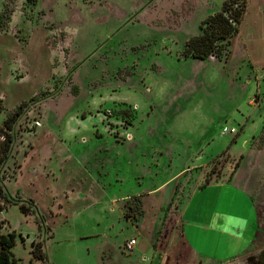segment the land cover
Here are the masks:
<instances>
[{"label":"rangeland","instance_id":"obj_1","mask_svg":"<svg viewBox=\"0 0 264 264\" xmlns=\"http://www.w3.org/2000/svg\"><path fill=\"white\" fill-rule=\"evenodd\" d=\"M225 1L0 0V13L11 15L0 31V125L28 102L4 186L36 205L24 213L20 203L7 204L0 213L2 231L18 235L11 253L19 264H41L33 242L49 264L258 263L264 47L247 33L254 0H246L241 33L225 57H184ZM228 1V15L244 3ZM225 127L236 132L224 134ZM241 155L232 182L254 209L236 250L225 235L210 236L199 259V240L182 238L187 207L206 179L226 182ZM216 194L228 209L237 205L226 190ZM132 238L138 244L129 252Z\"/></svg>","mask_w":264,"mask_h":264},{"label":"trees","instance_id":"obj_2","mask_svg":"<svg viewBox=\"0 0 264 264\" xmlns=\"http://www.w3.org/2000/svg\"><path fill=\"white\" fill-rule=\"evenodd\" d=\"M29 2H35L36 0H28ZM230 1L226 0L220 11L210 15L202 23V33L200 35L192 37L187 43L184 51L185 58L194 59H208L211 56L218 58L225 57L227 55V46L230 45L232 37L239 31V26L243 20V17L247 10V2L244 0L243 5L236 9L231 15H228V9L230 8ZM11 21V15L7 11L0 13V31L6 30L8 24ZM44 96L49 95V92L43 91ZM40 98L39 95L33 97L31 101H36ZM28 106V102H22L16 109L9 113L3 124L0 125V213L5 209L7 204L20 203V209L24 213H29L32 208H36L33 199L29 201L17 197L16 199L6 190L4 186V180L6 178V164L12 155L14 145L16 143L15 124L21 117L24 110ZM4 109L3 101L0 98V111ZM118 112V111H116ZM123 111L118 112L116 116H120L124 120L130 121L135 118L134 113L122 114ZM132 115V116H131ZM127 118V119H125ZM237 161L233 172L231 173L228 181L232 180L234 172L240 166L241 159ZM210 183V179H206L201 187ZM20 193V192H18ZM172 200L169 202L171 205ZM168 215V207L164 212L163 221ZM128 216V215H127ZM3 220L0 219V264H19L13 257L11 249L16 245L18 235L15 232L4 233ZM33 258L41 261V264H49L47 253L43 248L41 242H33L32 244ZM257 264H264V251L258 257Z\"/></svg>","mask_w":264,"mask_h":264},{"label":"crops","instance_id":"obj_3","mask_svg":"<svg viewBox=\"0 0 264 264\" xmlns=\"http://www.w3.org/2000/svg\"><path fill=\"white\" fill-rule=\"evenodd\" d=\"M253 10V28L247 31V33H249V37L253 38L252 42L255 43V47L263 48L264 45L260 42L264 40V0H254ZM244 17L242 22L244 21ZM241 24L239 26V33L237 32V35H240L241 33ZM253 34H257V36H254ZM232 180H227L226 182L215 185L207 184L206 186L201 187L199 191L193 195L189 207H187L186 216L189 218V220H187L188 228L182 238L185 243V238H188L189 235H192L199 240L200 246L198 250L200 252L197 255L199 259L203 258L202 254L207 255L204 249L206 246L207 238L210 236L214 237L215 239L218 237V235H225L228 242L231 244L230 248L236 250L239 246V243L241 241L242 228L245 224L246 219L253 211L254 205L249 194L240 186V183L238 184V179L235 182H232ZM218 189H224L229 192L231 201H237V205L231 210L228 209V206L225 204L224 199L216 197V195H218L216 194ZM199 194L200 197L202 195H204V197L206 196L204 203L201 202L200 198L196 199L195 201L196 196L198 197ZM192 204L193 206H191ZM137 244L138 240L135 247L132 250L128 251H134ZM234 252H232L230 256H232ZM217 263L218 261L215 262V264Z\"/></svg>","mask_w":264,"mask_h":264},{"label":"built area","instance_id":"obj_4","mask_svg":"<svg viewBox=\"0 0 264 264\" xmlns=\"http://www.w3.org/2000/svg\"><path fill=\"white\" fill-rule=\"evenodd\" d=\"M235 132H236V129L234 127H225L224 134L235 133ZM136 243H137V239L132 238L126 242L125 248L127 250H132L135 247Z\"/></svg>","mask_w":264,"mask_h":264}]
</instances>
